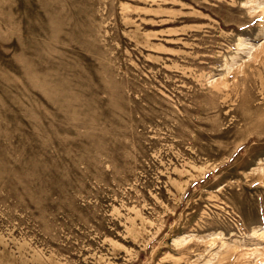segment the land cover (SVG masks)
Masks as SVG:
<instances>
[{
	"label": "rangeland",
	"instance_id": "374dc122",
	"mask_svg": "<svg viewBox=\"0 0 264 264\" xmlns=\"http://www.w3.org/2000/svg\"><path fill=\"white\" fill-rule=\"evenodd\" d=\"M0 264H264V0H0Z\"/></svg>",
	"mask_w": 264,
	"mask_h": 264
}]
</instances>
